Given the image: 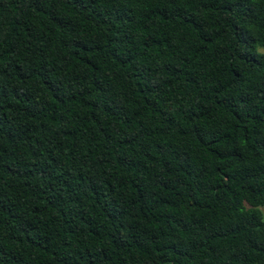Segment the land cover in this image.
I'll return each mask as SVG.
<instances>
[{"label":"trees","instance_id":"obj_1","mask_svg":"<svg viewBox=\"0 0 264 264\" xmlns=\"http://www.w3.org/2000/svg\"><path fill=\"white\" fill-rule=\"evenodd\" d=\"M264 0H0V264H264Z\"/></svg>","mask_w":264,"mask_h":264},{"label":"rangeland","instance_id":"obj_2","mask_svg":"<svg viewBox=\"0 0 264 264\" xmlns=\"http://www.w3.org/2000/svg\"><path fill=\"white\" fill-rule=\"evenodd\" d=\"M262 51L264 52V49H262Z\"/></svg>","mask_w":264,"mask_h":264}]
</instances>
